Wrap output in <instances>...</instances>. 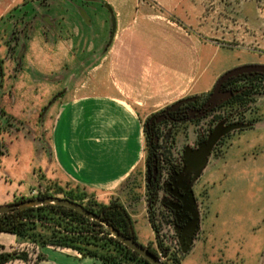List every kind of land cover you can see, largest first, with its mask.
<instances>
[{
	"label": "rangeland",
	"instance_id": "374dc122",
	"mask_svg": "<svg viewBox=\"0 0 264 264\" xmlns=\"http://www.w3.org/2000/svg\"><path fill=\"white\" fill-rule=\"evenodd\" d=\"M109 1L0 0V13L6 9L0 18V158L22 155L11 179L0 176V206L74 188L58 181L49 165L50 129L63 102L111 96L144 118L208 92L235 67L264 65V0H178L167 7L160 0H125L119 8ZM257 118L249 132L230 137L227 153L214 163L208 226L215 241L199 242L185 254L190 240L180 252L172 247L179 264L262 263L264 106ZM36 150L38 164L47 162L48 170L30 168ZM127 183L121 195L84 191V203L97 208L116 201L128 209L129 201L139 202L135 217L145 208L143 172ZM135 219L138 243L152 240L145 216Z\"/></svg>",
	"mask_w": 264,
	"mask_h": 264
},
{
	"label": "flooded vegetation",
	"instance_id": "af4514ba",
	"mask_svg": "<svg viewBox=\"0 0 264 264\" xmlns=\"http://www.w3.org/2000/svg\"><path fill=\"white\" fill-rule=\"evenodd\" d=\"M237 79L221 85V91L231 96L209 111L205 106L214 86L143 119L144 216L154 237L140 245L158 254L159 259L161 256L162 264H170L171 255H177L172 247L180 252V247L190 240L189 252L199 242L205 243L214 163L223 158L233 134L254 126L264 106V75L244 74ZM219 125L239 128L219 137L203 160L201 151ZM137 239L136 236L138 243ZM160 248L169 251L161 252Z\"/></svg>",
	"mask_w": 264,
	"mask_h": 264
},
{
	"label": "crops",
	"instance_id": "0c3cea01",
	"mask_svg": "<svg viewBox=\"0 0 264 264\" xmlns=\"http://www.w3.org/2000/svg\"><path fill=\"white\" fill-rule=\"evenodd\" d=\"M160 1L165 7L172 2L178 3V0ZM190 2L187 5H190ZM109 3L112 8L122 7L123 4L128 5V1L125 0H110ZM5 11L6 9L0 13V18ZM0 61L3 76V61L1 59ZM2 87L3 78H1V89ZM123 105L129 111L125 110ZM143 119L137 108L111 96H84L63 102L50 129L49 165L51 164L55 173L54 177L58 181L66 182L89 193L113 194L118 191L121 195L124 191L126 192L127 185L125 184L129 178L135 173L143 172ZM250 130L246 129L238 136ZM261 131L264 136V129ZM13 152H16L15 149ZM226 153L227 150L224 155ZM8 154L9 152H6L0 158V176L5 178L14 175L16 167L21 165L19 161L22 158V155L12 158ZM36 154L38 150L35 151L33 167L30 168L37 169L39 166L42 168L44 165L48 170L50 167L47 162L43 161L38 164ZM14 161L15 167L12 166ZM28 161L31 162V160ZM244 164L245 167L250 166L246 162ZM30 176H33L31 170ZM262 181L264 183V179ZM211 182L213 185V179ZM210 196L209 193V215L212 199ZM127 204H130L128 206L131 209L126 208V210L132 221H135L137 217L143 219L144 208L141 212L139 210L137 216L132 215L138 209L139 202L129 201ZM215 234L213 225L211 227L207 225L205 242L208 240L214 242ZM23 243L12 234L0 233V253H12L15 247ZM219 252L224 253V250H219ZM260 260H262L261 264H264L263 256ZM5 264L27 263L23 260H12ZM35 264H100V261L91 257H83L70 249L45 246L39 248V256Z\"/></svg>",
	"mask_w": 264,
	"mask_h": 264
},
{
	"label": "trees",
	"instance_id": "16d2710c",
	"mask_svg": "<svg viewBox=\"0 0 264 264\" xmlns=\"http://www.w3.org/2000/svg\"><path fill=\"white\" fill-rule=\"evenodd\" d=\"M1 78L0 61V89ZM237 100L235 99L233 102L237 103ZM67 188L66 191L58 189L54 194L44 193L35 197L22 198L15 203L60 195L61 198L76 202L86 210L101 216L103 220L123 236L136 241L133 221L122 204L112 201L107 205L95 208L90 203H84L86 196L84 189L78 187ZM0 233L12 234L20 241L29 242L38 247L53 246L70 249L83 257L95 258L100 261V264H149L137 253L130 251L119 241L112 238L102 225L90 221L78 212L65 207L45 206L0 215ZM147 250L158 258V254L148 248ZM159 250L161 252L169 251L168 248H160ZM180 258L176 254H172L170 264H179ZM15 259L24 261L26 256L22 253H0V264Z\"/></svg>",
	"mask_w": 264,
	"mask_h": 264
},
{
	"label": "water",
	"instance_id": "95a60500",
	"mask_svg": "<svg viewBox=\"0 0 264 264\" xmlns=\"http://www.w3.org/2000/svg\"><path fill=\"white\" fill-rule=\"evenodd\" d=\"M106 7V6H104ZM113 30H114V23L112 19V31H111V38L113 36ZM249 75V74H261L264 75V65H242L239 67H235L225 73H223L218 80L216 81L211 94L209 95V99L206 104V108L208 111L215 106H217L219 103H221L223 100H226L228 97L231 96V93L229 92H222L221 91V85L232 78H237L241 75ZM64 91H61L57 95H55L49 102L48 106L52 105V103L60 98L63 95ZM239 128L238 125H231L229 127L223 128L221 125L217 126L212 135L208 138V141L205 145V148L203 151H201V157L203 160L205 159L206 155L210 152V149L215 144V142L218 140L219 137L222 135ZM200 152V151H199ZM203 166V165H202ZM201 166V167H202ZM201 169V168H200ZM45 206H57V207H65L68 209H72L79 214H81L83 217L90 221H94L102 225L109 233V235L119 241L123 246L128 248L130 251L137 253L140 257L145 259L149 264H162L159 258L155 257L151 252H149L145 247L135 242L132 238L125 237L121 233H119L118 230L113 228L109 223H107L105 220L101 218V216L96 215L88 210H86L82 205L72 202L67 199L59 198V197H44V198H34L25 200L19 203H13L10 205H2L0 206V215L3 214H10V213H16L18 211H23L26 209L31 208H38V207H45ZM191 245V242L189 241L188 244L183 248L182 252L185 254L189 247Z\"/></svg>",
	"mask_w": 264,
	"mask_h": 264
},
{
	"label": "built area",
	"instance_id": "2783aa9c",
	"mask_svg": "<svg viewBox=\"0 0 264 264\" xmlns=\"http://www.w3.org/2000/svg\"><path fill=\"white\" fill-rule=\"evenodd\" d=\"M13 252L16 254H24L26 256L27 264H35L39 256V248L35 244L24 242L23 244L15 247Z\"/></svg>",
	"mask_w": 264,
	"mask_h": 264
}]
</instances>
